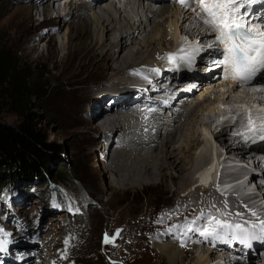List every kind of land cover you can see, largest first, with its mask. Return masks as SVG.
Masks as SVG:
<instances>
[{
  "label": "bare ground",
  "instance_id": "6f19581e",
  "mask_svg": "<svg viewBox=\"0 0 264 264\" xmlns=\"http://www.w3.org/2000/svg\"><path fill=\"white\" fill-rule=\"evenodd\" d=\"M60 1L29 0L27 4L11 7L3 21L5 40L15 47L34 51L37 43L44 37H48V44L52 43L53 36L59 33L60 25L64 24L61 46L66 48V54L56 65L59 69L58 80L70 86L72 99L80 109L81 106L90 107V114L82 110L78 112L80 116L89 117L86 120L79 119L77 124L86 125V135L91 144H95V138L105 140L107 146L104 153L106 151V156L112 153V160L104 166V173L108 176V188L118 193L121 192L118 186L127 191L159 189L162 197L169 196L165 199L159 216L149 212L151 199L145 200L138 209L142 215L129 223V229L123 232L118 260L123 261L126 257L137 260L138 255H141L140 260L145 259V264H212L214 259L222 257L228 264H241L242 262L229 258L234 255L240 261L245 259V264H264L261 257L262 260L252 255L254 252L259 254L264 251V240H253L252 243L256 245L253 249L230 237L227 242L206 238L197 230L207 227L209 219L213 217L240 224L253 221L241 202L226 204L212 190L215 185L212 179L214 180L219 167L224 172L234 171L235 168L240 172V176L233 178L220 173L223 183L220 191L231 192L228 190L234 183H239L246 191H252L253 187L246 185V171L236 161L223 159L216 154L217 144L212 137L217 132L206 126V123L209 124L208 116L212 108L218 114L221 110L225 113L229 109V105L224 106L222 102L212 106L210 98L213 95L217 100L226 101L227 98L231 100L239 94L224 79L213 81L214 74L217 73L216 65L212 64L216 52L214 48L204 49L199 60V53L193 54V51L198 50L192 40L187 39L184 46L191 44L195 50L182 48L179 30H189L199 43L207 38V32L200 20H194L196 17L191 11L175 7L174 2L171 6V0H149V3L140 0H66L61 7H54L53 3L49 6L51 2ZM256 12L264 17V5L259 6ZM251 13L255 15V10H251ZM47 14H55V17L35 25L34 21L40 15ZM183 24L186 26L181 28ZM169 40L175 45L174 49V45L170 43L173 54L168 52ZM29 42L32 44L28 48ZM131 45L134 47L133 51L130 49ZM169 54L177 57L175 63L169 62ZM188 55L192 57L191 62L179 59L180 56ZM166 60L167 64L163 69ZM211 66L212 71L209 70ZM171 77L174 80L170 83ZM262 79L261 77L259 81ZM101 80L105 83V92L95 101L85 102V99H89L95 82ZM191 81H198V92L201 91L198 95H195L196 89L183 88V82L186 84L192 83ZM130 82H141L144 87L148 85L150 88L153 84L155 87L156 82V93L147 96L142 93L144 87L128 91L137 84L131 85ZM168 86L172 89L169 99H172L171 95L176 91L174 100L177 102L174 107L171 105L172 101L163 99ZM108 88H112L111 93L107 92ZM128 92L131 93L124 96ZM241 94L247 96L246 92ZM250 101L248 98L247 102ZM108 103L111 104L107 105ZM220 105H223V109ZM249 107L246 106L245 110ZM205 108L208 110L207 115L202 114ZM149 109L152 111H148ZM235 111L234 108L229 112ZM98 116L102 118L94 123ZM196 124L203 130L200 132L202 138H205L204 143L201 141L202 144L198 143V135L195 137L192 132ZM239 130L240 133L243 132V127ZM230 139L227 130L215 137V141L225 147L227 154L242 150L241 146L235 144L238 137L232 142H229ZM196 144L197 148L201 145L198 149L201 152L193 151L194 148L197 149ZM140 147L143 149L138 150ZM114 148L119 151L116 155ZM203 149L209 153L208 160L205 159ZM237 155L243 156L244 153L239 152ZM204 160L207 161L203 165ZM251 172L253 170L249 168L247 173ZM199 178L200 186H196L194 183ZM214 199L219 200L217 205ZM237 213L242 215L238 217ZM90 227L91 223L82 220L74 226V232L67 234L70 244L65 245L62 242L65 246L62 253H59V264L71 263L69 257L65 258L70 250L79 252L84 258L94 255L92 242H83L81 239ZM247 228L252 230L250 225ZM182 236L187 243L183 246L180 242ZM231 241L236 244L232 248L223 244H231ZM198 243H201L199 255L202 256L198 255L195 262ZM14 247L12 242H8L0 247V251H9ZM22 248L25 250L16 256L19 261L15 262L37 264L35 259L32 263L29 261L30 253H26V257L23 255L25 251L41 249H35L29 244ZM40 254L39 257L44 259L46 254ZM216 255L218 256L215 258ZM222 259L216 261L221 262ZM9 264L14 262L9 261Z\"/></svg>",
  "mask_w": 264,
  "mask_h": 264
},
{
  "label": "rangeland",
  "instance_id": "374dc122",
  "mask_svg": "<svg viewBox=\"0 0 264 264\" xmlns=\"http://www.w3.org/2000/svg\"><path fill=\"white\" fill-rule=\"evenodd\" d=\"M28 1L29 0H0V50L9 52L11 56L15 57L17 60H21L27 66H30L29 73L34 76L37 74V72L33 70L34 66H40V70L43 74L39 77V87H37L38 90L36 95L29 100V108L31 113L36 115L39 126L43 129L49 141L58 146V156L56 160L53 161L51 174L46 177V181L41 185V188L35 186L33 187L34 189L29 191L23 190L22 192H20L21 190L19 188H14L4 192L6 194L0 193V229L3 228V231L0 232V241H7V244L8 242H12L13 246H15L9 249V251H0V264H9V261L17 264L15 261H19V259L16 256L25 250L20 246L21 243L24 242L23 240H27L28 244L35 249H41L39 251L48 254V257H53V264H59V253H62L65 245L70 244L68 241L69 239L66 238L67 234L74 232V226H77L79 221L82 220H85V223H91V227L81 239L83 242H92L95 253L88 258H84L79 252L70 250V254L65 256V258L69 257L71 260V263L68 264H145V259L140 260L141 255H138L137 260H130L129 257H126L123 261L118 260V250L120 248L123 232L129 229L127 228L130 226L129 223L142 215V213L138 212V209L145 203L146 199H151L149 212L152 211L155 215L158 214L159 216L163 209V203L169 196L165 198L162 197V193L159 189L127 191L124 190V187L118 186L119 189H121V192L118 193L108 188V176L104 173V166L108 165L112 160V153L108 156H106V151L104 153L107 146L105 140L100 141L99 138H95V144H91V140L86 135V125L77 124L79 119L83 118L86 120L89 117L88 115L80 116L78 112L82 110L85 111L86 114H90V107L81 106L82 108L80 109V106H77V103L72 99L70 86L58 80L59 69L56 65L59 64L62 56L66 54V48L61 46L64 38V24L60 25L61 28L59 33L53 36L52 43L48 44V37H44L37 43L34 51L15 47L5 40L6 34L3 28V21L9 10L14 5H24L27 4ZM173 2L174 0L169 1L170 4L172 3L171 6L175 3ZM56 5V3L53 4L54 7H56ZM49 6H52L51 3H49ZM44 22H41L40 16L34 21L35 25ZM185 26L186 25L183 24L181 28ZM168 43V52L173 54L174 50L170 51V43L173 44L172 40H169ZM31 44V42L27 43L28 48ZM188 45L189 44L186 46L188 47ZM173 48L175 49V45ZM130 49L132 51L134 50L133 45L130 46ZM194 52L195 54L199 53L193 51V54ZM200 54L202 55V53H199L197 55V60H199ZM163 64L165 65L163 69H165L167 60ZM214 76L213 81L221 80L216 74H214ZM173 80L174 78L171 77L170 83L173 82ZM191 82L192 83L186 82L187 86L185 82H183V88L187 87L189 90L196 89L194 90L195 95H198L201 92H198V81ZM133 83L130 82L131 85H133ZM103 84L105 83L102 82V80L96 81L91 89L89 99H85V102L90 103L95 101L101 93H104L105 86H103ZM108 84H110V82ZM156 84L155 82V87L153 84L150 88L148 85L144 87L141 82H138L130 87L128 91L144 87L142 93H145L147 96H153L156 93V90H154ZM170 87L171 86H168L166 88L167 94L163 99L166 100L167 98L168 102L172 101L171 105L174 107V104L177 102L176 99L174 100L176 91L172 93V99H169L170 92L172 91ZM108 89L109 91L107 92L111 93L112 91L110 90L112 88ZM32 90L35 92L36 89ZM130 93L131 92H128L124 96ZM188 93L190 94L191 92L188 91ZM238 94L240 96V93ZM212 98L214 100H212ZM212 98H210V104H212V106L218 104V102H222L225 104L224 106H226L227 102L233 100V97L231 100L227 98L226 101L217 100L214 98V95ZM235 98H237V96H235L234 99ZM206 103L207 101L204 102V104ZM110 104L111 103H108L107 105ZM204 104L202 105L203 107ZM9 110V108L2 109L0 107V120L7 124H16L18 122L17 117L11 115ZM206 112H208L206 108L202 110L203 115H207ZM210 112V115L217 113L216 111L214 112V108H212ZM202 114H200V117ZM101 118L102 117L98 116V118L94 120V123ZM194 127L192 132L195 137L198 135V143H201V141L204 143L205 138L199 137V133L203 132L202 128L200 126L198 127V124ZM200 136L202 137V134ZM117 148H114L115 155L119 152ZM199 148L196 150L194 148L193 151L198 153ZM217 148L220 149L221 146H217ZM142 149L143 148L140 147L138 150ZM203 152H205V159L208 158V151L203 149ZM206 161L204 160L203 165ZM58 167L63 168L67 176H69L68 173H71L78 179L59 176ZM218 172L224 173V169L219 167L216 175ZM217 178L218 177L215 176L212 182H216ZM193 180L195 182L194 177ZM169 184L168 181V185ZM239 185V183H234L229 187V190L233 189L234 192L238 193V196H242L245 190H243L244 187L242 188V186ZM41 190L44 191L43 196H40L39 191ZM122 209H125V211L122 212ZM245 211L249 213L246 209ZM251 219H253V221L248 220L249 224L246 222L241 223L242 226L247 228L255 222L259 223V221L252 216ZM228 223L236 222L229 220ZM68 229L71 230L68 232ZM173 229L175 230V228ZM118 230L119 235L117 236L116 233ZM77 233L81 235L80 231H77ZM105 234H107L110 239L115 237L114 241L112 243H105ZM62 242L65 245H63ZM180 242L182 246L187 244L185 243L186 238L184 236L180 237ZM252 242L253 240L250 241V244L254 245ZM223 244L230 245L229 247L231 248L236 245L233 241H231V244ZM257 244H260V242ZM197 245L199 247L197 246L195 262H197L196 260L199 256H202V254L199 255L201 243ZM250 247L254 249L256 245ZM14 249H16V251ZM263 253L264 251H261L259 254L254 252L252 255L264 260ZM219 254L222 255L221 253H218V255ZM218 255H216L215 258ZM237 257L238 256L232 255L229 258L237 260L240 263L242 262L241 264L246 263L245 259H241L240 261ZM29 258V261L32 263V261H34L33 256L31 255ZM216 259L220 261L222 257ZM216 259L213 260L212 264H228L227 260L222 259L221 262H219L216 261Z\"/></svg>",
  "mask_w": 264,
  "mask_h": 264
},
{
  "label": "snow or ice",
  "instance_id": "6c2138e0",
  "mask_svg": "<svg viewBox=\"0 0 264 264\" xmlns=\"http://www.w3.org/2000/svg\"><path fill=\"white\" fill-rule=\"evenodd\" d=\"M175 2L191 11L207 33L214 34V43L208 47L216 49L218 55L222 57L215 63L222 69V78L225 81L231 80L239 88L251 85L258 76L264 78V23L253 24L249 12L256 0H175ZM167 59L175 63L177 57L169 54ZM179 59L191 62L192 57L180 56ZM231 120L233 123L239 120L240 126L247 128V132L236 133L242 136L245 142L264 140V107L257 109L255 113L249 108L239 116H232ZM236 215L239 217L242 213ZM251 215L259 219L255 212H251ZM251 229L240 223H228L213 217L209 219L207 227L197 230L206 238L212 237L227 242L230 237L250 247L251 240H264V220L258 224L253 223ZM116 235H119V230ZM114 239L115 237L110 239L105 234L104 242L112 243ZM6 243L7 241H0V246Z\"/></svg>",
  "mask_w": 264,
  "mask_h": 264
},
{
  "label": "trees",
  "instance_id": "16d2710c",
  "mask_svg": "<svg viewBox=\"0 0 264 264\" xmlns=\"http://www.w3.org/2000/svg\"><path fill=\"white\" fill-rule=\"evenodd\" d=\"M29 69L30 66L9 52L0 50V107L9 108L18 120L13 125L0 120V193L3 194L14 188L20 192L35 186L41 188L58 156V146L49 141L36 115L30 111L29 100L36 95L43 73L40 66H34L35 76ZM58 175L67 176V173L58 167ZM68 175L78 179L71 173ZM39 192L43 196L44 191ZM23 241L22 246L28 245L27 240Z\"/></svg>",
  "mask_w": 264,
  "mask_h": 264
}]
</instances>
